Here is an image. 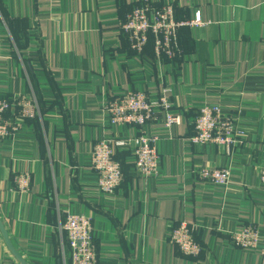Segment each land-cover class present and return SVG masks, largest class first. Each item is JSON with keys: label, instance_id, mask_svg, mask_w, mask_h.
<instances>
[{"label": "crops", "instance_id": "obj_1", "mask_svg": "<svg viewBox=\"0 0 264 264\" xmlns=\"http://www.w3.org/2000/svg\"><path fill=\"white\" fill-rule=\"evenodd\" d=\"M173 3L178 21L174 58H158L151 35L136 52L122 30L133 7ZM129 90L166 98L182 123L165 130L163 115L147 132L160 136V175L132 167L129 148L116 158L123 180L112 196L97 188L95 143L137 128L108 125L107 101ZM33 98L39 114L0 138V217L29 264H71L60 226L67 211L93 221L98 264H264L260 250L237 247L233 230L264 237V0H0V97ZM204 102L219 103L247 131L233 148L193 144ZM13 112L7 116L12 117ZM230 167L222 190L201 175ZM31 174L28 192L15 176ZM193 225L201 245L188 256L169 236L172 224ZM0 263L21 264L0 230Z\"/></svg>", "mask_w": 264, "mask_h": 264}, {"label": "built area", "instance_id": "obj_2", "mask_svg": "<svg viewBox=\"0 0 264 264\" xmlns=\"http://www.w3.org/2000/svg\"><path fill=\"white\" fill-rule=\"evenodd\" d=\"M203 24L199 12L194 19L178 21L173 3L154 9L145 4H138L132 8L122 23V30L136 52L144 51L152 35L157 57L174 58L178 53L176 45L178 30L183 26ZM166 100L152 99L145 90H129L107 101L105 109L108 113V125L112 129L137 128L138 133L121 138L110 136L95 143L90 165L96 174L97 188L105 195H114L123 180L122 165L116 158L119 149L132 150V167L137 175L145 178L160 175L161 138L158 134L147 132L148 126L157 122L161 113L164 114L163 123L168 132L183 121L181 115L172 112L171 105ZM8 112H13L12 117L7 116ZM38 114L39 106L33 98L22 95H16L13 99L0 97V138L14 136L26 120L33 119ZM246 134L245 128L241 127L221 104L204 102L194 121V134L190 141L193 144L223 145L227 147L228 154L232 155L233 148L243 143ZM231 171L230 167H205L201 175L224 190L229 186ZM259 178L264 185V167ZM14 184L18 191L28 192L31 186L30 172L28 170L19 172L14 178ZM60 228L68 241L71 264H98L93 221L87 213L79 210L67 211ZM192 229L193 225L181 220L171 225L169 236L182 253L198 256L201 245L193 236ZM230 232L233 244L242 249L260 250L264 243V237L251 226L244 225Z\"/></svg>", "mask_w": 264, "mask_h": 264}, {"label": "water", "instance_id": "obj_3", "mask_svg": "<svg viewBox=\"0 0 264 264\" xmlns=\"http://www.w3.org/2000/svg\"><path fill=\"white\" fill-rule=\"evenodd\" d=\"M0 230L1 233L3 235V238L8 246V248L10 249V251L13 253V255L17 258V260L21 263V264H29L25 258L21 255V253L15 248V246L13 245L11 238L9 236V233L0 217Z\"/></svg>", "mask_w": 264, "mask_h": 264}, {"label": "rangeland", "instance_id": "obj_4", "mask_svg": "<svg viewBox=\"0 0 264 264\" xmlns=\"http://www.w3.org/2000/svg\"><path fill=\"white\" fill-rule=\"evenodd\" d=\"M151 36V35H150Z\"/></svg>", "mask_w": 264, "mask_h": 264}]
</instances>
